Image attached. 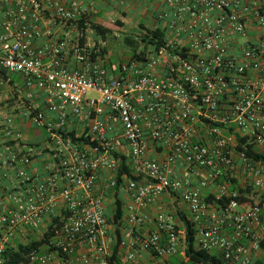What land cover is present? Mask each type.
Returning <instances> with one entry per match:
<instances>
[{"label": "built area", "instance_id": "2783aa9c", "mask_svg": "<svg viewBox=\"0 0 264 264\" xmlns=\"http://www.w3.org/2000/svg\"><path fill=\"white\" fill-rule=\"evenodd\" d=\"M166 3L155 27L163 44L112 75L105 43L78 25L89 11L76 0H0V91L19 75V116L46 133L36 172L14 115L0 131V264L16 241L49 232L28 264H110L115 241L120 264H137L140 252L177 264L187 259L180 213L199 250L264 264V0ZM40 95L43 110L28 105ZM70 115L89 121L86 141L69 136ZM123 164L133 178L120 176ZM112 189L129 200L120 224L107 214ZM164 196L171 211L145 213Z\"/></svg>", "mask_w": 264, "mask_h": 264}, {"label": "crops", "instance_id": "0c3cea01", "mask_svg": "<svg viewBox=\"0 0 264 264\" xmlns=\"http://www.w3.org/2000/svg\"><path fill=\"white\" fill-rule=\"evenodd\" d=\"M71 1V0H70ZM77 1V0H76ZM82 8H85L89 11V14L92 15L96 12L107 11L112 8L119 9L121 13L125 16L129 17L130 19H134L138 21V25L140 28H155L160 24L158 20V14L166 10L169 7L166 3V0H134L130 4H127L124 7H119L112 3L103 2L102 0H78L77 1ZM244 7H258L257 5L245 4ZM93 17V15H92ZM94 18V17H93ZM256 29L253 28L250 38L255 40L257 38ZM136 35L140 34L139 32L135 33ZM108 57V56H107ZM106 57V58H107ZM105 58V64L109 68L112 75H118L119 66L114 65L108 58ZM14 82L19 84L18 86L14 87H5L0 91V105L2 109H6V115L0 117V131L4 127L5 120L13 115L16 117V127L22 131L24 141L26 144H29L35 153V159L33 163V171L41 172L42 169V161L44 159L42 152V148L44 147V140L46 133L37 129L29 120L23 119L20 117V113L23 109H25V96L27 94V90L21 84L22 80L19 75L13 76ZM37 94V93H36ZM28 105H31L33 108L37 110H43L45 108V102L43 96H39L34 98L32 101L27 102ZM1 114V112H0ZM70 132H75L76 135L81 136L85 132L89 130V121L87 123H79L77 122L71 115L69 117V124L67 126ZM32 129H37L38 134L32 131ZM149 156L153 160H162L164 155L159 146L155 145L154 143H149ZM103 190L100 189V191ZM113 190V189H112ZM106 190L104 192L105 196V203L107 206V214L108 216H113V208L117 206V199L116 196L120 197L124 201V207L128 203V198L125 195H121V193H117L115 190ZM172 210V202L167 197L164 196L158 204L145 211V213L150 215H155L160 211H171ZM176 259L186 264H189L188 259L183 257H172V259ZM137 264H158V261L155 260L151 255L140 252L139 257L137 259Z\"/></svg>", "mask_w": 264, "mask_h": 264}, {"label": "trees", "instance_id": "16d2710c", "mask_svg": "<svg viewBox=\"0 0 264 264\" xmlns=\"http://www.w3.org/2000/svg\"><path fill=\"white\" fill-rule=\"evenodd\" d=\"M121 26L122 24L118 22ZM78 25L83 28H91L95 35L103 40L106 41L109 36L114 34L113 29L109 27H104L100 25L90 14L84 15V18L78 22ZM165 41V34L160 28H152L147 29L146 33L140 35L138 37L134 36H126L124 38V43L126 46L133 50V54L131 56V60L134 59H145L146 55L149 53L150 48L153 46H159L163 44ZM139 49H141L139 51ZM102 53H106L105 47L102 49ZM62 133H65L62 131ZM69 136L73 138L75 141H86L87 132H85L82 136L76 135L75 132H70ZM246 147V148H245ZM238 148L240 150L246 151V153L250 156H254L258 158L259 156L252 152V147L247 144V140L244 138L238 137ZM120 172V176L127 173L130 178H133L129 170L125 167ZM120 180V179H119ZM117 199V209L116 213L113 216H109V219L114 224H120L122 218L124 217V201L122 198L116 196ZM180 216L186 222V257L189 261V264H227L223 258L218 253H209L206 251L199 250L196 246V238H195V230L193 225L186 220V215L184 213H180ZM51 236V232L46 234L45 240L41 242L32 241L29 244H23L21 242L16 243V247L10 249L6 253L7 261L5 264H28L27 262V255L30 251L37 249L43 243L47 242V239ZM117 238L120 239V233H117ZM262 249L264 250V242L262 243ZM112 257L110 259V264H120V248L119 242L115 241L113 243V250H112ZM171 262H173L171 260ZM175 263V262H174ZM67 264V263H65ZM177 264H186L185 262L180 261Z\"/></svg>", "mask_w": 264, "mask_h": 264}, {"label": "rangeland", "instance_id": "374dc122", "mask_svg": "<svg viewBox=\"0 0 264 264\" xmlns=\"http://www.w3.org/2000/svg\"><path fill=\"white\" fill-rule=\"evenodd\" d=\"M78 1V0H77ZM94 19L102 26L109 27L113 29L114 34L109 36L105 43L106 53L105 56L114 64V65H121L127 64L131 61V56L133 54V50L126 46L124 43V38L126 36H140L146 33V30L149 28L144 27L143 29L140 28L138 25V21L134 19H130L129 17L125 16L119 9L112 8L110 10L96 12L92 14ZM120 22L122 25L118 24ZM140 34L136 35V32ZM141 49H139L140 51ZM106 58V59H107ZM88 96L94 97L95 95L89 94ZM6 109H2L0 105V117L6 115ZM38 134L39 131L37 129H32V131ZM20 242L19 240L16 243ZM173 262L179 263V260L172 259Z\"/></svg>", "mask_w": 264, "mask_h": 264}]
</instances>
